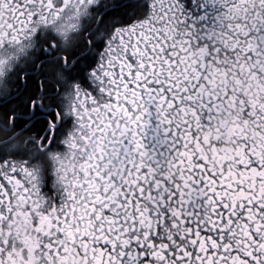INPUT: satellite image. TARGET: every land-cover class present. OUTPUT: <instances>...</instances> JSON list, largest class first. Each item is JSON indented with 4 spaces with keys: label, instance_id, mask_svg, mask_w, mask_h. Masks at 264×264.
Returning a JSON list of instances; mask_svg holds the SVG:
<instances>
[{
    "label": "snow or ice",
    "instance_id": "obj_1",
    "mask_svg": "<svg viewBox=\"0 0 264 264\" xmlns=\"http://www.w3.org/2000/svg\"><path fill=\"white\" fill-rule=\"evenodd\" d=\"M0 264H264V0H0Z\"/></svg>",
    "mask_w": 264,
    "mask_h": 264
}]
</instances>
